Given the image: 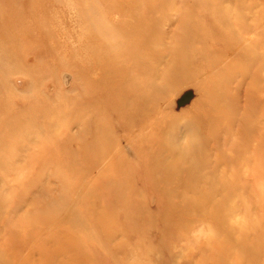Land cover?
Returning a JSON list of instances; mask_svg holds the SVG:
<instances>
[{"label":"rangeland","instance_id":"obj_1","mask_svg":"<svg viewBox=\"0 0 264 264\" xmlns=\"http://www.w3.org/2000/svg\"><path fill=\"white\" fill-rule=\"evenodd\" d=\"M0 264H264V0H0Z\"/></svg>","mask_w":264,"mask_h":264}]
</instances>
